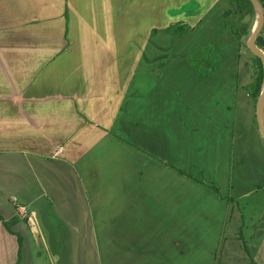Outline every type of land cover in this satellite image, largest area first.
Returning a JSON list of instances; mask_svg holds the SVG:
<instances>
[{
    "label": "crops",
    "instance_id": "obj_1",
    "mask_svg": "<svg viewBox=\"0 0 264 264\" xmlns=\"http://www.w3.org/2000/svg\"><path fill=\"white\" fill-rule=\"evenodd\" d=\"M156 1L31 0L27 3V0H0V149L5 148L3 141L17 127L32 124L48 130L41 136V143L34 141L29 144L32 154L46 153L51 160L69 164L81 158L79 163L87 171L88 165L83 157L91 153L92 160L97 164L94 171L98 177L95 178L96 185H93L94 178L89 176V172L83 174L85 186L92 184L107 188L103 167L108 144L131 147L127 149L141 159L137 168L158 166L161 169L165 166L181 176L184 171L169 164L173 153L164 141L171 139L162 123L169 122L173 131L174 123L186 121L185 117L175 112L190 105L182 98L185 96H195V109L204 105L220 111V91L223 94L221 97L228 101L237 96L233 81L238 71L226 74L231 82L225 84L226 81L220 79L213 68L219 60L213 48L217 61L211 65L208 61L202 63L200 67L206 70L203 76L197 75L187 61L190 55L206 48L202 44L203 38L222 26V22H213L216 13L224 23V11L220 13L219 0H160L159 6H156ZM177 1L179 4L176 6ZM258 1L262 7L263 23L255 46L258 48V40L262 37L260 49L264 53V0ZM33 5V10L27 11ZM246 17L248 25L253 19L249 27L250 35L257 19L255 11L253 17ZM175 23L186 25L184 35L170 38L165 29ZM158 26H161V32L165 30L167 33L163 31L159 36V31L152 36V29ZM249 35L241 37L243 40L232 36L235 42L240 41L237 42L239 48H247ZM194 37L199 42L198 47L180 50ZM47 43L50 45L45 46ZM37 45L41 47H34ZM145 45L153 48L160 46L161 54L155 56L149 53ZM253 56L255 59L256 56ZM208 123L212 124L210 118ZM68 138H71L74 154L57 155V152L45 151L39 146L44 139ZM92 148L95 150L93 154ZM131 168H134L133 160ZM189 178L192 179L190 182L200 184L199 178L192 175ZM139 179L132 187L124 186L129 190L122 197L129 198V203L125 200L119 203L114 195L116 188L110 190L109 202L105 195L102 197L105 200H96L100 214L93 213L100 219L101 229L105 231H108L105 221H113V232L109 233L120 239L115 241L111 235L115 246L122 250H136L141 255L139 257L144 258L143 264H157L153 261L156 257L160 259L159 264H173L171 255L179 256L181 264H218L220 243L224 241V208L219 213L214 207L201 211L206 204L201 199H191L189 208L186 201H172V210L164 206L168 216H165V224L170 226L175 222L180 227L173 229L172 235L165 238L157 234L154 224L158 221L162 225L163 217L157 215L159 209L147 204L146 197L151 196L140 189L144 185L139 187ZM33 200L35 216L28 222L39 220L38 229L42 234L50 229L54 235L51 255L55 253L53 258L60 263L64 259L59 254L65 249L59 251V244L69 239L61 236L53 220L58 217L57 214H61V218H70V211H64L69 202H63L58 209L63 212H58L54 207H46L39 200ZM152 203L159 204L154 198ZM184 213L195 221L189 224L191 228L188 223L181 225L175 218ZM0 216V264H15L17 238L4 227L6 215ZM259 231L262 230H248L243 242L248 241L253 246L258 244L259 240L253 234L259 236ZM138 240H141L140 248H137ZM191 253L198 255L193 259ZM137 261L141 264L138 258Z\"/></svg>",
    "mask_w": 264,
    "mask_h": 264
},
{
    "label": "rangeland",
    "instance_id": "obj_2",
    "mask_svg": "<svg viewBox=\"0 0 264 264\" xmlns=\"http://www.w3.org/2000/svg\"><path fill=\"white\" fill-rule=\"evenodd\" d=\"M224 1H218L220 13L228 7ZM27 3H31V0H27ZM160 4V0L156 1V6ZM178 4L179 1L175 5ZM33 7L34 5L27 8V11L33 10ZM214 17L213 22L215 24L222 22V26L216 28L213 34L204 37L202 44L213 48L218 54L219 60L213 65V68L220 79L226 81L225 84L231 82L230 77L226 74L238 71V75L234 76L233 81L236 84L237 96L228 101L221 97L223 94L220 91V107L222 108L218 112L215 109L206 108L204 105L195 109L193 103L195 96L193 98L182 97L186 102H190V105L186 108L176 109L175 112L178 116L185 117L186 121L174 123L173 131L170 130L169 122L162 123V127L171 139L164 141L167 143L169 151L173 153L170 156L169 164L186 172H183L184 175L182 173L181 176H178L175 170L165 166L161 168L162 170L158 166L146 169L141 166L137 168V163L141 159L140 156L129 151L131 147L126 146L129 148L127 149L108 144V155L103 167L107 188L103 189L93 186L96 185L95 178L98 176L94 171L97 164L92 160L91 153H88L91 156L85 154L83 157L84 162L88 165L86 167L89 169L84 171L82 164L79 163L81 158L75 163L69 164L65 161L51 160L46 153L32 154L30 152L29 144L34 141L41 143L40 138L43 133H48L45 127L41 128L32 124L17 127L3 141L5 148L0 149V215H6L4 225L13 231L12 235L21 239L22 249L20 250L19 264H140L137 258L143 264L144 258L139 257L141 255H138L139 252L136 253V250H122L121 247L115 246L111 235L115 241L120 239L109 233L113 232V221H105L108 228V231H105V229H101L100 219L93 213L95 211L96 214H100L96 200H105L102 198L105 195L109 202L110 190L115 188L117 192L114 195L120 200L119 203H123L124 200L129 203V198L122 197L123 193L129 190L124 186L132 187L137 178H140L139 187L144 185L140 189L151 196L146 197L147 204L159 209L157 215L163 217L162 225H159L158 221H154L157 234L167 238L172 235L173 229L180 227L175 222L170 226L165 224V216L168 217L165 207L172 210L174 207L172 201H186L188 202L186 207L189 208L191 199H201L206 203L201 211L214 207L219 213L224 208L225 223L222 225L224 241L221 240L220 243L221 253L217 263L264 264V139L258 134L255 117L256 99L260 93L257 98L252 95L257 75V64L247 48H239L237 42L240 41H234L235 36L233 38L230 29L223 25L220 15L216 13ZM252 22L253 19L250 20L249 27ZM58 24L64 25L61 22ZM161 30V26L155 27L152 29V36L159 31V36L162 35L165 30L162 32ZM169 33L170 38L174 36L179 38L184 35V33L181 35ZM197 44L199 42L194 37L180 50L188 48L190 50L193 47H198ZM49 45L50 43L45 44V46ZM257 45L258 49L262 48V37L258 40ZM145 46L148 47L149 53H153L155 56L161 54L160 46L156 48ZM34 47H41V45ZM209 64L211 65V63ZM64 116L66 117V114ZM208 118L211 119V125L208 123ZM28 121L30 120L28 119ZM70 144L71 138L51 141L44 139L39 146L45 151L57 152V155H61V153L66 155L67 152L74 154L72 152L73 145ZM175 150L177 151L175 152ZM91 151L92 154L95 153L93 148ZM99 153L104 154V152ZM132 160L134 162L133 169L131 168ZM136 168L139 170V175ZM87 172L92 179L94 178L93 185L85 186L86 181L83 174L85 175ZM188 174L199 178L198 182L201 185L190 182L192 179ZM204 183L211 187L214 186L217 191L204 186ZM153 198L159 204L152 203ZM33 199L39 200L46 207L56 208L58 212H63L58 210L63 206V202H69L64 211L65 209L70 211V218H61V214H57L58 217L53 220V224L56 223L55 225L62 233L61 236H66L69 239L68 242L64 241L59 244V251L67 249L60 252L59 256L64 259L60 263H57L58 259L56 261L55 253L51 255L53 245L51 243L54 235L50 229L42 234L38 229L39 220H36V223L28 222L27 214L36 208ZM215 199H218L216 204L214 203ZM18 208L26 211L24 217L18 213ZM163 208L164 211H162ZM104 211L105 209H103ZM175 218L181 225L195 222L185 213L183 216L177 215ZM189 227L192 226L189 225ZM14 228L18 230H14ZM252 228L262 230L259 231V236L253 234L259 240L255 246L248 241L243 242L244 234ZM140 244L141 240H138L137 248H140ZM156 247L154 246V248ZM54 248L58 252L57 247L54 246ZM13 250L15 253V249ZM197 255L198 253H191L193 259ZM171 256L174 258L173 264L182 263L179 256ZM153 261H156L157 264L160 263L159 257Z\"/></svg>",
    "mask_w": 264,
    "mask_h": 264
},
{
    "label": "trees",
    "instance_id": "obj_3",
    "mask_svg": "<svg viewBox=\"0 0 264 264\" xmlns=\"http://www.w3.org/2000/svg\"><path fill=\"white\" fill-rule=\"evenodd\" d=\"M223 1V0H222ZM224 3L228 5V7L223 12L224 17V25L228 27L232 34L235 36L236 39H240L241 37H247L249 35V25H248V18L246 15H250L253 17L254 10L252 8V5L250 4L249 0H225ZM186 28V25L184 23H175L173 25H169L166 27V31L172 32L175 35H181L184 33ZM241 40V39H240ZM213 49L210 47L202 48L198 50L197 52L190 55L187 59L189 66L193 68L196 71L197 75L203 76L206 72L204 67L202 66V63L205 61H208V63L213 64L217 61L216 54L212 51ZM213 52V53H212ZM255 60L258 64V71L257 76L254 81V91L252 95H255L257 98L258 94L261 91L262 82H263V69L261 66V62L258 58L255 57ZM206 187H209L210 189H213L215 192L217 189L214 186H209L207 183L203 184ZM0 220H2L0 216ZM4 227L7 229L6 225ZM9 233L11 232L9 229H7ZM18 242V253H17V260L16 264L20 259V250L22 248L21 239L17 237Z\"/></svg>",
    "mask_w": 264,
    "mask_h": 264
},
{
    "label": "water",
    "instance_id": "obj_4",
    "mask_svg": "<svg viewBox=\"0 0 264 264\" xmlns=\"http://www.w3.org/2000/svg\"><path fill=\"white\" fill-rule=\"evenodd\" d=\"M255 13H256V23L247 39L246 47L247 49L255 55L261 62L263 68V82L261 92L257 98L255 104V117L257 122V127L260 135L264 139V53L255 46V39L260 32L263 23V12L262 7L258 0H249Z\"/></svg>",
    "mask_w": 264,
    "mask_h": 264
},
{
    "label": "built area",
    "instance_id": "obj_5",
    "mask_svg": "<svg viewBox=\"0 0 264 264\" xmlns=\"http://www.w3.org/2000/svg\"><path fill=\"white\" fill-rule=\"evenodd\" d=\"M18 210V213L21 215V216H25L26 215V211L25 210H20V208L17 209ZM28 213V212H27ZM35 216L34 214V211H32L31 213H28L27 214V219L30 220V219H33Z\"/></svg>",
    "mask_w": 264,
    "mask_h": 264
}]
</instances>
